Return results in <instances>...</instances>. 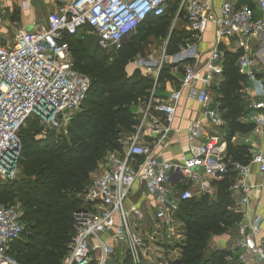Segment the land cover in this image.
I'll return each instance as SVG.
<instances>
[{
    "label": "built area",
    "instance_id": "2783aa9c",
    "mask_svg": "<svg viewBox=\"0 0 264 264\" xmlns=\"http://www.w3.org/2000/svg\"><path fill=\"white\" fill-rule=\"evenodd\" d=\"M175 1L58 0L59 5L48 13L45 23H33L30 30L16 31L9 43H3L0 35L1 180L15 175L20 146L18 134L28 118L39 117L50 129L65 128L86 99L89 80L74 70L64 36L93 34L100 50H117L147 18L163 16ZM247 1L264 14V0ZM179 11L184 14L187 30L194 40L210 24L215 25L217 44L202 67L195 59L184 65L178 90L165 100L157 98L153 90L148 103L139 108V125L122 152L108 154L96 176L79 195L84 206L73 214L75 234L61 264H107L111 257L123 256L131 264H151L148 244L134 228L133 221L135 225L146 226L149 218L157 224L156 228L161 226L165 230L167 240L178 243L183 235L181 231H174L175 215L182 202L194 197L186 189L188 184L198 177L205 178L202 191L211 195L210 182L234 175L229 190L240 196V205L246 209L259 187L251 181V167L256 166L258 178L264 179V153L252 154L243 165L215 153L222 143L220 134H204L207 126L225 125L222 105L211 94L212 87L222 81L224 52L218 49L219 42L235 41L237 49L242 51L237 61L239 73L248 81H256L253 60L245 50L249 39L264 32V20L255 19L249 5L229 1L222 4L219 17H215L205 0H178ZM160 70L161 65L157 70L145 68L146 74L155 81ZM258 83L262 87L261 81ZM183 89L194 98L201 115L185 129L186 145L179 159L166 161L155 153V147L169 139ZM249 108L252 132L259 133L264 126V102H253ZM50 111L47 119L40 115ZM147 128L154 143L141 141ZM12 162V169L8 171ZM173 183L182 189L175 193ZM134 188L150 199L153 213L148 218L138 206L126 205ZM21 215L19 205L0 204V264H18L10 254V247L23 231ZM262 224L263 219L258 215L249 221L242 214L233 248L239 263L264 264V238H259Z\"/></svg>",
    "mask_w": 264,
    "mask_h": 264
},
{
    "label": "trees",
    "instance_id": "16d2710c",
    "mask_svg": "<svg viewBox=\"0 0 264 264\" xmlns=\"http://www.w3.org/2000/svg\"><path fill=\"white\" fill-rule=\"evenodd\" d=\"M165 13L147 18L119 49H111L115 54L112 62L108 51L91 45L83 33L64 36L73 68L89 80V90L80 111L61 131L50 129L36 116L28 118L19 131L18 179L0 182V204H17L22 211L23 231L10 247L18 264H61L75 234L73 214L84 206L79 195L88 187L91 176L108 154L122 152L139 125L138 109L148 103L153 90L167 82L174 90L179 89L178 77L172 76L169 67L159 71L156 81L138 71L130 76L126 73L127 64L137 53L129 38L141 45L151 37L168 39L171 27ZM178 17L184 19V14ZM188 38L189 34L175 27L166 55L176 56ZM240 55L241 51L224 54L222 82L212 92L222 105L229 134L227 158L246 165L250 160L247 147L232 146L229 140L254 127L241 122V92L246 80L237 66ZM181 71L183 74V68ZM233 182L234 175L224 176L211 184L214 198L204 194L180 204L175 220L182 225L183 240L165 248L179 253L167 264H241L231 252L211 248L213 238L229 233L242 220L229 192ZM113 259L107 264H131L128 257Z\"/></svg>",
    "mask_w": 264,
    "mask_h": 264
},
{
    "label": "crops",
    "instance_id": "0c3cea01",
    "mask_svg": "<svg viewBox=\"0 0 264 264\" xmlns=\"http://www.w3.org/2000/svg\"><path fill=\"white\" fill-rule=\"evenodd\" d=\"M211 7L215 17H219L220 8L225 1L234 3L235 5L247 4L252 9L254 18L258 20H264V14L257 10L252 4L247 0H205ZM59 5L58 0H0V35L2 37L3 43H9L16 31L20 29H31L33 23H45L48 13L54 11ZM177 16L178 13H177ZM187 35L189 34L188 43L186 47L188 50L181 55L180 53L174 56V58L182 56V60L185 63L193 62L195 59L199 67H202L209 53L215 48L217 44L216 38V28L215 25L210 24L207 29L199 36V39L194 40L191 38V33L187 30V24L185 21V27L181 28ZM218 49L225 53H236L241 51L237 49L235 41L233 39H222L218 44ZM183 48V49H185ZM182 50V49H181ZM246 54L253 60L254 67L253 71L256 77V81H248L245 78V85L243 86L242 95L244 98V114L241 117V122L246 124L249 123V119L252 115V111L249 108L253 102H264V32L257 36L249 39L246 47ZM242 53V51H241ZM186 65V64H185ZM138 71L144 76H149L146 72ZM172 76L176 77L173 73ZM154 79L153 76H150ZM182 78V76H181ZM181 78H178L180 82ZM258 81H261L262 87H260ZM222 82V81H221ZM199 86V84H197ZM219 85V84H218ZM218 85H214L217 87ZM212 87V88H214ZM212 90V89H211ZM174 87L171 83H165L162 87H159L155 91L157 98L165 100L173 92ZM212 97L214 98V93L211 91ZM139 110V109H138ZM201 115V109L195 102L193 97H190L187 89L181 91V97L176 106L175 117L171 123L172 132L169 135V139L165 144H160L155 147V153L159 155L162 159L166 161H176L179 159L182 152L185 150L186 145V134L185 129L188 125L197 119ZM254 128V127H253ZM206 135L220 134L222 137V143L218 146L215 151L217 155L223 158H227V137L228 131L226 126H207L205 127ZM143 143H152L154 138L149 134L148 128L144 130L142 136ZM230 144L232 146H246L249 155L261 152L264 153V126L260 127L259 133H249L234 134L230 139ZM154 143V142H153ZM98 172L91 176V179L96 176ZM176 180V179H174ZM205 178L198 177L194 182L187 185L188 189L192 194L193 198H200L202 195L206 194L202 191L201 183ZM251 181L256 183L259 187L254 191L253 196L250 198L249 205L246 209L240 205V196L238 194L234 195L231 193V198L233 199L235 206L238 211L243 214V217L247 220H252L255 215H258L263 219V224L260 227L259 238H264V179L258 178V169L256 166L251 167ZM175 182V181H174ZM213 182V181H212ZM210 182V184H212ZM175 184V183H173ZM171 184L174 192L180 191L182 188L176 184ZM212 194L209 195L211 198L215 197V190L212 186ZM208 195V194H206ZM132 199H134L132 201ZM127 207L138 206L141 210L148 214L153 213V207L149 198H146L143 191L134 188L130 199L126 202ZM151 221L148 218L146 220V226L150 229ZM155 224V223H153ZM164 230V229H163ZM156 232V230H153ZM165 231V230H164ZM165 234V233H164ZM159 235V234H158ZM238 238L237 228L233 229L229 233L213 238L211 240V245L213 247L226 250L234 254L233 248L234 243ZM166 251V250H165ZM168 256L165 258V262L172 261L179 257V253L176 250H167ZM169 253V254H168ZM164 254V253H163ZM121 258H124L121 257ZM166 263V264H167ZM160 264H165L164 261Z\"/></svg>",
    "mask_w": 264,
    "mask_h": 264
},
{
    "label": "rangeland",
    "instance_id": "374dc122",
    "mask_svg": "<svg viewBox=\"0 0 264 264\" xmlns=\"http://www.w3.org/2000/svg\"><path fill=\"white\" fill-rule=\"evenodd\" d=\"M178 6V0L174 3L170 4V6L167 8L165 17H167L170 21V27L173 30L175 27L177 28H183L185 27V19H181L177 16V9ZM171 31V30H170ZM86 38L90 39L91 45H96V37L93 34H84ZM133 42V50L136 51V55L133 56V58L130 60V63L126 66V73L128 76L132 75L135 70L143 71L145 72V68L150 67L152 69L157 70L158 67L161 65L162 68H170L172 73L177 76L179 79L182 76V68L184 67L185 63L183 62L182 56L169 57L165 53V48L168 43V39H162V40H156L154 38H149L146 41V45H141L138 42L132 40L129 38L128 43ZM181 52V49H180ZM179 52V53H180ZM178 53V54H179ZM107 54L110 56V62L114 59V52L108 51ZM173 67H176L175 69ZM62 128H56V131H61ZM19 155V153H18ZM18 168L16 165V172L12 179L8 180H1L0 182H6V181H14L18 179ZM95 175V173H94ZM134 199H132L133 201ZM134 228L136 226L137 232L141 234V237L146 241L148 244L149 251V257H148V263L151 264H160L161 262H165V258H167L170 255H167L166 249L167 247L174 246L175 241H170L171 239H166L165 237V231L162 229L161 226L159 228H156L157 224L150 223V229L147 228V226H144L142 224H136L133 221ZM174 231H182V225L179 223V221H174ZM157 229V233L155 231ZM159 234V235H158ZM183 239V238H182ZM181 241V240H180ZM164 253V254H163ZM169 254V253H168ZM112 260L113 257H111Z\"/></svg>",
    "mask_w": 264,
    "mask_h": 264
},
{
    "label": "water",
    "instance_id": "95a60500",
    "mask_svg": "<svg viewBox=\"0 0 264 264\" xmlns=\"http://www.w3.org/2000/svg\"><path fill=\"white\" fill-rule=\"evenodd\" d=\"M179 14H180V11H179L178 15H179ZM171 32H172V29H171V31H170V35H171ZM170 35H169V37H170ZM169 37H168V40H169ZM51 113H52V111L48 112V113L45 114V115H43V114H40V115H42L45 119H47V118L50 116ZM58 118L60 119V116H59ZM12 166H13V162L9 164V169H8V171H10V170L12 169Z\"/></svg>",
    "mask_w": 264,
    "mask_h": 264
}]
</instances>
